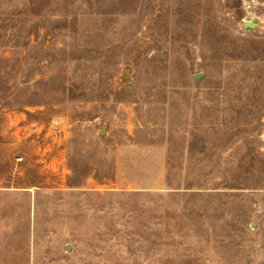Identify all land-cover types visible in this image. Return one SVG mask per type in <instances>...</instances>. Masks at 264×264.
Wrapping results in <instances>:
<instances>
[{"label": "rangeland", "instance_id": "374dc122", "mask_svg": "<svg viewBox=\"0 0 264 264\" xmlns=\"http://www.w3.org/2000/svg\"><path fill=\"white\" fill-rule=\"evenodd\" d=\"M0 264H264V0H0Z\"/></svg>", "mask_w": 264, "mask_h": 264}, {"label": "crops", "instance_id": "0c3cea01", "mask_svg": "<svg viewBox=\"0 0 264 264\" xmlns=\"http://www.w3.org/2000/svg\"><path fill=\"white\" fill-rule=\"evenodd\" d=\"M41 147H42V146H41ZM48 147L50 148V146H47V147L44 146L45 149H47ZM56 152H57V151H56ZM60 152H62V153H63V152L66 153L67 151H60ZM50 159H51V161H52L51 164H52L53 162H56V161H57V157H56V156L51 157ZM54 164H55V163H54Z\"/></svg>", "mask_w": 264, "mask_h": 264}, {"label": "water", "instance_id": "95a60500", "mask_svg": "<svg viewBox=\"0 0 264 264\" xmlns=\"http://www.w3.org/2000/svg\"><path fill=\"white\" fill-rule=\"evenodd\" d=\"M244 25H245V27L255 28V24L251 23V22H245ZM196 78H198V77H196ZM102 133L104 134V130H103Z\"/></svg>", "mask_w": 264, "mask_h": 264}]
</instances>
